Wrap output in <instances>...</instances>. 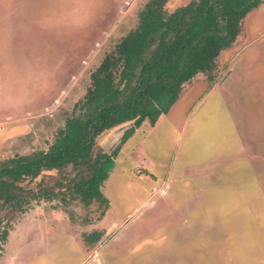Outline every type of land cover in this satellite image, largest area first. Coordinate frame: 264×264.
<instances>
[{
    "label": "rangeland",
    "instance_id": "rangeland-1",
    "mask_svg": "<svg viewBox=\"0 0 264 264\" xmlns=\"http://www.w3.org/2000/svg\"><path fill=\"white\" fill-rule=\"evenodd\" d=\"M149 1L0 0V162L47 150L103 59L140 46ZM215 68L155 128L96 139L119 146L104 214L66 194L70 167L23 183L39 199L11 218L0 264H264V4Z\"/></svg>",
    "mask_w": 264,
    "mask_h": 264
},
{
    "label": "trees",
    "instance_id": "trees-1",
    "mask_svg": "<svg viewBox=\"0 0 264 264\" xmlns=\"http://www.w3.org/2000/svg\"><path fill=\"white\" fill-rule=\"evenodd\" d=\"M166 1L147 3L133 31L140 46L133 49L125 43L103 59L47 150L0 162V255L13 215L39 199L31 192L25 195L23 183L44 172L70 167L75 174L66 177V194L85 206L100 204L104 214L109 203L101 187L119 146L111 153L95 150L96 139L130 124L118 142L121 146L144 122L154 126L176 103L184 85L216 69L217 58L236 42L247 14L264 4V0H188L168 13Z\"/></svg>",
    "mask_w": 264,
    "mask_h": 264
},
{
    "label": "crops",
    "instance_id": "crops-1",
    "mask_svg": "<svg viewBox=\"0 0 264 264\" xmlns=\"http://www.w3.org/2000/svg\"><path fill=\"white\" fill-rule=\"evenodd\" d=\"M228 70H229V69H228ZM233 70H234V68L228 71V72H229V73H228V76L232 77L231 72H232ZM192 81H193V80H192ZM232 81H233V80H232ZM188 84H189V83H188ZM188 84H187V85H188ZM215 85H216V84H215ZM215 87H216V86H215ZM215 87L212 88V89L215 90ZM217 88H220V87L217 85ZM212 89H211V90H212ZM159 119H160V118H159ZM159 119L157 120V122L159 121ZM157 122H156L155 125L152 126V127H151L148 123H147V125H148V127H149L150 129H153V128H155V127L157 126V125H156ZM144 123H145V122H144ZM145 124H146V123H145ZM158 124H159V123H158ZM142 125H143V124H142ZM119 127H121V126H119ZM119 127H118V128H119ZM122 127H123V126H122ZM140 127H141V126H140ZM140 127H139L138 129H136L135 132H134L133 134L137 133V132L140 130ZM118 128H116V129H118ZM111 131H114V130H111ZM111 131H110V132H111ZM133 134H132V135H133ZM156 190H158V189H156ZM163 190H166V188L164 187ZM144 204H145V201L141 202V204H140L139 206H143ZM90 264H92V262H91Z\"/></svg>",
    "mask_w": 264,
    "mask_h": 264
}]
</instances>
